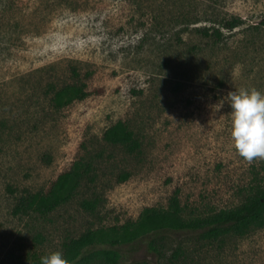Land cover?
Segmentation results:
<instances>
[{
	"label": "rangeland",
	"instance_id": "374dc122",
	"mask_svg": "<svg viewBox=\"0 0 264 264\" xmlns=\"http://www.w3.org/2000/svg\"><path fill=\"white\" fill-rule=\"evenodd\" d=\"M263 20L264 0H0V264H40L175 191L186 218L264 186V159L233 146L227 103L231 91L264 93ZM80 84L83 99L53 106L56 90ZM117 120L139 139L135 152L103 139ZM80 157L92 170L69 200L13 214ZM148 239L118 245V264H264V218L243 234Z\"/></svg>",
	"mask_w": 264,
	"mask_h": 264
},
{
	"label": "trees",
	"instance_id": "16d2710c",
	"mask_svg": "<svg viewBox=\"0 0 264 264\" xmlns=\"http://www.w3.org/2000/svg\"><path fill=\"white\" fill-rule=\"evenodd\" d=\"M239 20V18L226 20L224 26L232 29L238 25ZM204 32L207 34V30ZM215 33L219 34V31L215 30ZM84 86L85 84L67 85L59 88L51 97L53 106L60 108L73 100L83 99L87 95ZM103 139L122 146L129 153L135 152L140 146L139 139L122 120H117L108 126L103 131ZM91 170L90 159L83 157L75 159L69 168L56 176L48 190L21 195L13 207V214L49 213L71 198L80 183L89 178ZM127 177V172L119 174L120 180H125ZM8 189L12 191L10 187ZM80 204L86 209L93 207V202L89 200H83ZM263 218L264 186H259L236 207L186 218L181 213L175 191L168 198L166 206H144L134 220L127 219L121 224L90 229L79 237L63 243V255L70 264H118L121 253L117 246L141 237L149 238L148 241H151V237L158 233L180 231H198L204 238H215L226 232L243 234L251 227L260 226Z\"/></svg>",
	"mask_w": 264,
	"mask_h": 264
},
{
	"label": "clouds",
	"instance_id": "9594fccd",
	"mask_svg": "<svg viewBox=\"0 0 264 264\" xmlns=\"http://www.w3.org/2000/svg\"><path fill=\"white\" fill-rule=\"evenodd\" d=\"M227 97L234 148L248 161L264 159V93L252 88L231 91ZM222 106L220 104L218 109ZM40 264H70V261L60 251H54L41 256Z\"/></svg>",
	"mask_w": 264,
	"mask_h": 264
}]
</instances>
